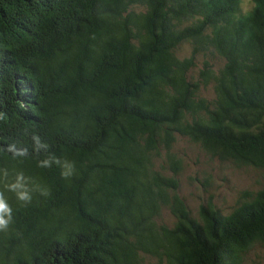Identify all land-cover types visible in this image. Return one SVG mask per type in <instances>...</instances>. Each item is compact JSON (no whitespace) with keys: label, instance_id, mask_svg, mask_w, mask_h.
Segmentation results:
<instances>
[{"label":"trees","instance_id":"16d2710c","mask_svg":"<svg viewBox=\"0 0 264 264\" xmlns=\"http://www.w3.org/2000/svg\"><path fill=\"white\" fill-rule=\"evenodd\" d=\"M240 1L0 0V264H248L264 251V0ZM200 51L223 64L194 78ZM177 135L260 171L259 188L226 215L212 201L192 215Z\"/></svg>","mask_w":264,"mask_h":264},{"label":"rangeland","instance_id":"374dc122","mask_svg":"<svg viewBox=\"0 0 264 264\" xmlns=\"http://www.w3.org/2000/svg\"><path fill=\"white\" fill-rule=\"evenodd\" d=\"M251 7L252 0L240 1L242 12L248 11ZM176 54L179 58L190 56L192 46L184 42L178 46ZM194 56V66L189 72L194 78L203 69L206 61L215 69L223 64L220 57L209 51H200ZM199 95L213 99L212 85L203 86ZM174 148L182 159V170L178 176V193L192 215L197 216L200 205L208 201H212L221 214L226 215L238 205L244 191L254 192L260 186L262 175L260 171L247 167L236 168L227 162L211 158L199 144L187 137L177 135ZM162 218L170 226L175 221V218L166 210ZM246 262L264 264L263 249L258 246L252 247L246 255Z\"/></svg>","mask_w":264,"mask_h":264},{"label":"clouds","instance_id":"9594fccd","mask_svg":"<svg viewBox=\"0 0 264 264\" xmlns=\"http://www.w3.org/2000/svg\"><path fill=\"white\" fill-rule=\"evenodd\" d=\"M0 209H5V205L2 201H0ZM8 221L0 217V228L6 227Z\"/></svg>","mask_w":264,"mask_h":264}]
</instances>
